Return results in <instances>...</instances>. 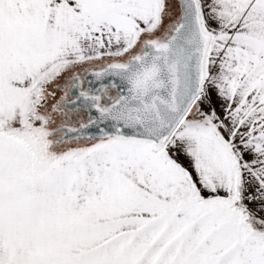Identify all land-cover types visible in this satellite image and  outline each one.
Masks as SVG:
<instances>
[{
    "label": "snow or ice",
    "instance_id": "1",
    "mask_svg": "<svg viewBox=\"0 0 264 264\" xmlns=\"http://www.w3.org/2000/svg\"><path fill=\"white\" fill-rule=\"evenodd\" d=\"M0 264H264V0H0Z\"/></svg>",
    "mask_w": 264,
    "mask_h": 264
}]
</instances>
